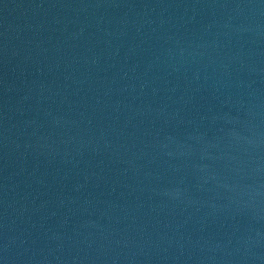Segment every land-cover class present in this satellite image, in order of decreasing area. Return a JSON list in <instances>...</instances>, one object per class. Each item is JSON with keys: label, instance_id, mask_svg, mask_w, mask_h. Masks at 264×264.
Instances as JSON below:
<instances>
[{"label": "water", "instance_id": "1", "mask_svg": "<svg viewBox=\"0 0 264 264\" xmlns=\"http://www.w3.org/2000/svg\"><path fill=\"white\" fill-rule=\"evenodd\" d=\"M0 264H264V0H0Z\"/></svg>", "mask_w": 264, "mask_h": 264}]
</instances>
